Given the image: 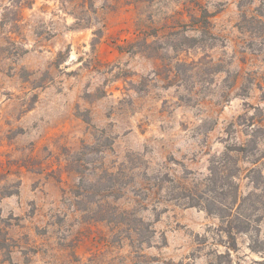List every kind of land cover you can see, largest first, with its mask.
Wrapping results in <instances>:
<instances>
[{"label":"rangeland","instance_id":"1","mask_svg":"<svg viewBox=\"0 0 264 264\" xmlns=\"http://www.w3.org/2000/svg\"><path fill=\"white\" fill-rule=\"evenodd\" d=\"M226 146L246 147L247 194L264 175V0H0V264L219 260V217L184 196ZM259 225L233 264L264 262Z\"/></svg>","mask_w":264,"mask_h":264},{"label":"trees","instance_id":"2","mask_svg":"<svg viewBox=\"0 0 264 264\" xmlns=\"http://www.w3.org/2000/svg\"><path fill=\"white\" fill-rule=\"evenodd\" d=\"M199 11L200 13L194 16L198 21L196 29L198 32L210 33V12L207 8H201ZM251 20L262 22L256 17H252ZM191 39L195 42L197 40L196 37ZM244 147L226 146L222 153L212 158L207 182L197 188L194 193L190 190L184 196L190 200L189 205H201L208 213L216 214L221 222L219 230L227 236L228 250L218 253L219 260H214L210 264H233L230 251L238 247L236 234L260 230L261 225L259 224L264 220V175L262 171L257 176H252L254 189L247 194L241 192L237 181L241 167L233 152L245 151L246 147ZM252 171L256 172L255 169ZM127 213L129 211L124 210L121 215L125 216ZM250 247L264 254V237L261 233L252 236ZM260 263L264 264V262ZM133 264H149V262L145 259H138Z\"/></svg>","mask_w":264,"mask_h":264}]
</instances>
